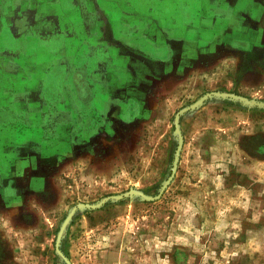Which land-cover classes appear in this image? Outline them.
I'll list each match as a JSON object with an SVG mask.
<instances>
[{
  "label": "rangeland",
  "instance_id": "374dc122",
  "mask_svg": "<svg viewBox=\"0 0 264 264\" xmlns=\"http://www.w3.org/2000/svg\"><path fill=\"white\" fill-rule=\"evenodd\" d=\"M220 57L191 68L188 97L130 105L76 172L1 205L0 264H264V42Z\"/></svg>",
  "mask_w": 264,
  "mask_h": 264
},
{
  "label": "crops",
  "instance_id": "0c3cea01",
  "mask_svg": "<svg viewBox=\"0 0 264 264\" xmlns=\"http://www.w3.org/2000/svg\"><path fill=\"white\" fill-rule=\"evenodd\" d=\"M263 42L264 0H0V206L76 172L130 105L188 97L191 68Z\"/></svg>",
  "mask_w": 264,
  "mask_h": 264
}]
</instances>
